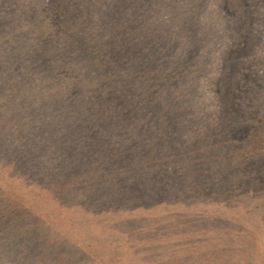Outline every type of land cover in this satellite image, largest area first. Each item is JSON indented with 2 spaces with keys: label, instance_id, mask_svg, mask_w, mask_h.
<instances>
[{
  "label": "rangeland",
  "instance_id": "rangeland-1",
  "mask_svg": "<svg viewBox=\"0 0 264 264\" xmlns=\"http://www.w3.org/2000/svg\"><path fill=\"white\" fill-rule=\"evenodd\" d=\"M0 264H264V0H0Z\"/></svg>",
  "mask_w": 264,
  "mask_h": 264
},
{
  "label": "trees",
  "instance_id": "trees-1",
  "mask_svg": "<svg viewBox=\"0 0 264 264\" xmlns=\"http://www.w3.org/2000/svg\"><path fill=\"white\" fill-rule=\"evenodd\" d=\"M132 63L131 62H128V61H124V64H123V66H128V65H131Z\"/></svg>",
  "mask_w": 264,
  "mask_h": 264
}]
</instances>
